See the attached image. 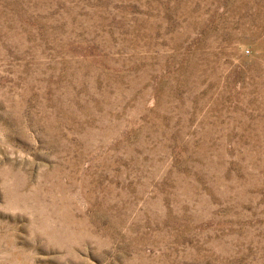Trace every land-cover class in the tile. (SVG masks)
<instances>
[{"label":"rangeland","instance_id":"1","mask_svg":"<svg viewBox=\"0 0 264 264\" xmlns=\"http://www.w3.org/2000/svg\"><path fill=\"white\" fill-rule=\"evenodd\" d=\"M0 264H264V0H0Z\"/></svg>","mask_w":264,"mask_h":264}]
</instances>
